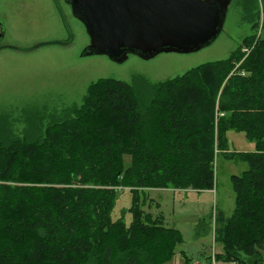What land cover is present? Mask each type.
<instances>
[{"label": "trees", "instance_id": "1", "mask_svg": "<svg viewBox=\"0 0 264 264\" xmlns=\"http://www.w3.org/2000/svg\"><path fill=\"white\" fill-rule=\"evenodd\" d=\"M141 81L142 98L101 79L45 132L19 137L0 124V264H164L182 235L154 222L139 194L213 190L220 156L248 169L230 178L232 215L216 217L217 261L264 264V39L247 37L229 58L182 76ZM232 129L255 150L227 154ZM120 188L133 194L130 226L111 217Z\"/></svg>", "mask_w": 264, "mask_h": 264}, {"label": "rangeland", "instance_id": "2", "mask_svg": "<svg viewBox=\"0 0 264 264\" xmlns=\"http://www.w3.org/2000/svg\"><path fill=\"white\" fill-rule=\"evenodd\" d=\"M18 2L19 18L13 27L18 29L19 45L32 50L0 54V124L5 123L19 137L30 130L45 132L52 124L57 127L66 121L101 79L134 85L142 98L141 79L149 84L164 82L200 65L229 58L247 37L264 39V0H232L223 31L210 46L187 54L161 53L148 60L130 55L119 64L104 55L83 56L90 38L83 24L73 17L70 6L64 7L66 32L52 0H15ZM61 40L66 44L56 43ZM245 47L250 48L243 46L242 52ZM226 139L227 154L255 150V143L242 131L229 130ZM215 165L213 190L151 189L139 194L142 210L154 222L176 228L182 235V243L164 264L205 263L212 253L222 251L215 243V220L219 212L226 217L232 215L235 192L230 178L241 175L248 165L223 156ZM132 205V191L118 189L112 220L122 219L130 226ZM260 253L264 259V249Z\"/></svg>", "mask_w": 264, "mask_h": 264}, {"label": "water", "instance_id": "3", "mask_svg": "<svg viewBox=\"0 0 264 264\" xmlns=\"http://www.w3.org/2000/svg\"><path fill=\"white\" fill-rule=\"evenodd\" d=\"M232 0H70L90 38L83 56L124 63L210 46L223 31Z\"/></svg>", "mask_w": 264, "mask_h": 264}, {"label": "flooded vegetation", "instance_id": "4", "mask_svg": "<svg viewBox=\"0 0 264 264\" xmlns=\"http://www.w3.org/2000/svg\"><path fill=\"white\" fill-rule=\"evenodd\" d=\"M52 1L65 26L66 32H68L67 11L64 7L67 8L68 6H70L72 13L70 0H63V2H60V0ZM19 7L20 3H15V0H0V54L4 53L5 51L18 52L32 50V47L26 48L19 45L20 42L18 40V29L15 26L13 27L14 22L19 18ZM10 8H12L13 10H11ZM56 43L64 45L66 44V41L61 40L57 41Z\"/></svg>", "mask_w": 264, "mask_h": 264}, {"label": "built area", "instance_id": "5", "mask_svg": "<svg viewBox=\"0 0 264 264\" xmlns=\"http://www.w3.org/2000/svg\"><path fill=\"white\" fill-rule=\"evenodd\" d=\"M250 52V48H243V53L248 54ZM214 238H215V232H214ZM197 264H218L216 253H212V255L209 257V262L205 263H197ZM232 264H238L237 262H233Z\"/></svg>", "mask_w": 264, "mask_h": 264}, {"label": "crops", "instance_id": "6", "mask_svg": "<svg viewBox=\"0 0 264 264\" xmlns=\"http://www.w3.org/2000/svg\"><path fill=\"white\" fill-rule=\"evenodd\" d=\"M223 263V262H222ZM230 264H232V263H230Z\"/></svg>", "mask_w": 264, "mask_h": 264}]
</instances>
